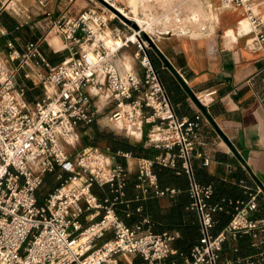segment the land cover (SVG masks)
Returning <instances> with one entry per match:
<instances>
[{
  "label": "built area",
  "instance_id": "built-area-1",
  "mask_svg": "<svg viewBox=\"0 0 264 264\" xmlns=\"http://www.w3.org/2000/svg\"><path fill=\"white\" fill-rule=\"evenodd\" d=\"M95 1L99 8L52 20L48 32L62 36L68 51L58 63L51 64L43 52V38L27 42L20 53L9 41V51L0 52V264H132L131 256H137L140 264H177L178 260L182 264H232L218 260L225 241L247 233L254 246L264 242V217L249 216L257 207L261 188L250 192L245 202L228 201L233 208L230 220L217 234L211 233L214 214L223 210L224 204L210 202L211 185L193 177L191 159L199 115L188 119L175 113L151 61V47L141 34L144 30L134 29L117 16L113 10H118L117 0ZM256 4L255 0H221L223 7L243 9L250 31L247 45L262 51L260 25L264 17L256 14ZM114 19L128 29L126 35L120 37L121 28L110 26ZM148 34L153 39V34ZM108 35L121 43L106 45ZM129 42L135 46L141 74L133 69L121 71L114 63L118 51ZM31 61L46 69L37 73L42 97L33 102L16 81L17 73ZM24 76L29 74L24 72ZM88 91L113 101L109 124L140 138L143 125H147L145 144L162 150L152 157L118 151L124 163L114 162L108 150L94 145L69 154L67 148L75 150L81 139L79 126L97 117ZM215 92L205 91L203 98ZM196 156L202 158L203 165L209 163L201 152ZM154 165L189 178V208L197 213L200 236L188 254L172 245L174 232L152 231L145 226L147 218L129 225L115 210L133 172L135 187L144 194L150 190L155 195L177 192L158 187ZM56 167L60 169L59 183L39 202L37 191L43 175ZM92 183L116 193L113 200H100L91 190ZM98 239L103 240L96 242ZM240 260L253 262L250 257ZM257 260L264 263V250L259 251Z\"/></svg>",
  "mask_w": 264,
  "mask_h": 264
},
{
  "label": "crops",
  "instance_id": "crops-1",
  "mask_svg": "<svg viewBox=\"0 0 264 264\" xmlns=\"http://www.w3.org/2000/svg\"><path fill=\"white\" fill-rule=\"evenodd\" d=\"M131 1L135 2L139 15L143 0H117L124 10L127 9V15L132 13L133 16ZM201 2L211 12H207L206 21L198 30L175 32L174 27L159 30L156 28L159 17L156 20L146 13L142 18L149 17L156 46L204 107L202 110L197 105L175 73L150 48L151 61L175 113L188 119H195L199 115L191 159L192 173L197 182L211 185L213 192L210 202L224 204V209L214 214L216 222L211 233L217 234L231 218L233 208L228 201L245 202L249 199V193L256 192L259 187L257 207L249 212V216L264 217V50L248 47L250 31L242 8L223 7L221 0ZM255 2L256 14L264 17V0ZM90 7L100 6L95 0H0V52L6 54L9 51V41L20 53L27 42L43 38L41 48L50 63L56 64L68 51L62 36L48 32L52 20L62 14L75 16ZM196 13L193 17L198 15ZM168 20L175 22V26L178 24L172 17ZM109 24L121 28L120 37L128 33V29L117 19L109 21ZM163 25L169 26V23ZM260 28L264 32V22ZM156 30L158 33H155ZM134 51L135 46L130 42L118 51L114 63L119 70L133 69L141 74L142 69ZM45 71V68L34 66L31 61L30 66L17 73L16 81L25 87L28 101L33 102L42 97L37 73ZM24 72L29 76L25 77ZM212 89L216 92L210 98H203V93ZM88 94L97 110V117L92 123L79 126L83 144L79 141L75 150L67 148L70 149L69 154H74L86 145H94L108 150L114 162L124 163L125 158L118 155V151L152 157L162 150L145 144L147 125H143V137L135 138L118 125L109 124L107 116L114 107L113 101L90 91ZM198 152L209 158L207 165H203L202 158L196 156ZM153 170L160 189L175 188L177 192L173 195H155L150 190L144 194L135 187L136 174L133 172L128 176L124 195L116 202L115 210L127 224L135 225L147 218L149 223L145 226L149 225L152 231L174 232L176 238L172 245L188 254L200 236L197 213L189 208V178L185 173L176 174L169 167L154 165ZM59 172L60 169L56 167L54 171L45 173L43 182H47L52 175L57 176ZM58 183L59 179L47 189L41 202ZM91 190L100 200L109 198L112 201L116 195L108 187H99L94 183L91 184ZM81 220L87 223L84 216ZM260 250H264V242L256 247L251 235L243 233L235 240L224 242L218 260L246 264L240 259L250 257L253 261L251 264H264L257 260ZM130 258L133 261L139 259L137 256ZM120 264L127 263L123 261ZM177 264H182L181 260Z\"/></svg>",
  "mask_w": 264,
  "mask_h": 264
},
{
  "label": "rangeland",
  "instance_id": "rangeland-1",
  "mask_svg": "<svg viewBox=\"0 0 264 264\" xmlns=\"http://www.w3.org/2000/svg\"><path fill=\"white\" fill-rule=\"evenodd\" d=\"M154 11H156V13H154ZM196 12L198 13V15L196 17H193V14ZM207 12L211 11L207 9L205 3H202L201 0H143L141 4V10H139V15L141 17H144L146 16V13H149L153 16L154 19L159 17V23L161 24L158 23L156 25V28L162 30V28L174 27L175 29L173 31L177 32L180 30L184 31L186 29L198 30L200 26L205 23ZM128 16L132 17V13H129ZM169 16L172 17V20H175L178 23L176 26L175 22H169ZM168 23L169 26L163 25ZM155 33H158V31L156 30ZM105 40L111 41L113 39L110 37V35H108ZM80 144H83V141L81 139ZM57 181V176L52 175L48 177L47 182H43L38 188V196L43 198V194L47 191V189ZM99 241L100 240L98 239L96 242Z\"/></svg>",
  "mask_w": 264,
  "mask_h": 264
},
{
  "label": "water",
  "instance_id": "water-1",
  "mask_svg": "<svg viewBox=\"0 0 264 264\" xmlns=\"http://www.w3.org/2000/svg\"><path fill=\"white\" fill-rule=\"evenodd\" d=\"M99 2L103 3L104 2L102 0H98ZM115 11V13L117 14L118 17H120L124 22H126L127 24L131 25L134 29H139L140 27L138 26V24L130 17L126 16L125 14H123L122 12H120L117 9H113ZM142 36L145 40H147V42L149 43L150 47L152 49L155 50V52L159 55V57L163 60V62L165 63L166 66H168L176 75L177 79L181 82V84L183 85V87L190 92V94L192 95V98L194 99V101L197 103V105L204 110V107L202 106L201 102L199 101V99L190 91V89L186 86V84L182 81V79L180 78V76L175 72V70L173 69V67L170 65V63L168 62V60L163 56V54L161 53V51L158 49V47L156 46L155 41L149 36V34L145 31H142ZM162 34H167V33H162ZM220 132V131H219ZM221 133V132H220Z\"/></svg>",
  "mask_w": 264,
  "mask_h": 264
},
{
  "label": "bare ground",
  "instance_id": "bare-ground-1",
  "mask_svg": "<svg viewBox=\"0 0 264 264\" xmlns=\"http://www.w3.org/2000/svg\"><path fill=\"white\" fill-rule=\"evenodd\" d=\"M131 4V7L133 8L134 10V15L132 17L128 16L126 11L119 5V4H116V7L118 8V10H120L122 13H124L126 16L132 18L137 24L138 26L142 29V30H145L147 33H151L152 31V28H153V25H152V22H150V19L149 17H146V18H142L140 17L137 12H136V7H135V2L134 1H131L130 2ZM111 14V13H109ZM110 37L113 39L111 41H106L105 40V43L106 45L108 46H111L113 44H120L121 43V40H118L119 38H114L110 35ZM124 124V123H122Z\"/></svg>",
  "mask_w": 264,
  "mask_h": 264
},
{
  "label": "trees",
  "instance_id": "trees-1",
  "mask_svg": "<svg viewBox=\"0 0 264 264\" xmlns=\"http://www.w3.org/2000/svg\"><path fill=\"white\" fill-rule=\"evenodd\" d=\"M38 195V194H37ZM38 200L39 202L42 201V198L40 196H38ZM130 225V224H129ZM132 264H140V260L139 259H135L134 262Z\"/></svg>",
  "mask_w": 264,
  "mask_h": 264
}]
</instances>
